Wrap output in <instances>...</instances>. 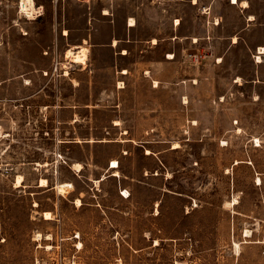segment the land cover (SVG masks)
I'll use <instances>...</instances> for the list:
<instances>
[{"label": "rangeland", "instance_id": "obj_1", "mask_svg": "<svg viewBox=\"0 0 264 264\" xmlns=\"http://www.w3.org/2000/svg\"><path fill=\"white\" fill-rule=\"evenodd\" d=\"M18 1L0 5V264H264V15L247 39L239 9L214 25L229 0H36V19Z\"/></svg>", "mask_w": 264, "mask_h": 264}, {"label": "crops", "instance_id": "obj_2", "mask_svg": "<svg viewBox=\"0 0 264 264\" xmlns=\"http://www.w3.org/2000/svg\"><path fill=\"white\" fill-rule=\"evenodd\" d=\"M196 1V2H195ZM199 1L202 0H191L192 5L196 6L199 4ZM238 1L237 4L233 3L232 0H229L228 3L224 4L225 7L221 10V12H217L216 11V17H215V26H220L222 28H225V23L228 19H230V17L234 14H236V12L239 11L242 13L243 17L240 16V20H244L243 24L245 25V28H242L241 30L243 32H245V36L248 38H250L251 35V31H252V25H254V22L259 21V17L264 15V0H235ZM2 0H0V5H1ZM244 2H247L249 4V6L246 8L243 5ZM223 6V5H222ZM263 6V7H262ZM207 11H210L209 8H207ZM263 12V13H262ZM208 14V12H207ZM211 13H209L210 15ZM264 18V16H263ZM178 20V19H177ZM247 25V28H246ZM242 37H241V33H238L236 31H232L230 34H223L219 35V37H217L216 39V43H222L224 41H231V45L234 46L236 44H239V42L241 41ZM260 47H264V45L260 46ZM217 58H221V55H216ZM125 69H122V71Z\"/></svg>", "mask_w": 264, "mask_h": 264}, {"label": "bare ground", "instance_id": "obj_3", "mask_svg": "<svg viewBox=\"0 0 264 264\" xmlns=\"http://www.w3.org/2000/svg\"><path fill=\"white\" fill-rule=\"evenodd\" d=\"M195 2H196V1H195ZM237 3H238V1H235V4H237ZM242 6H244V7L247 8V7L249 6V4H248L247 2H244ZM24 10L26 11V13H27L28 15L32 16V15L34 14V4H33V3H30L29 6H25V7H24ZM179 24H180V22H179V20H177V21H176V25H179ZM135 25H136L135 21H134L133 19H130V21H129V26H130V27H134ZM153 43L156 44L157 41L154 40ZM117 45H118V41L115 40V41L113 42V46L117 47ZM259 51H260L259 54H264V47H260ZM88 53H89V49H88V48H86V47H80L79 50H77V51L69 50V51L67 52V58H68V59H71L72 62L77 63V64H80V65H82L83 67H85V66H87V56H88ZM124 53H125V52H124ZM169 58L173 59V58H174L173 54H170V55H169ZM258 61H259V62L261 61V56H258ZM67 73H68V72H67ZM123 73H127V71L124 70ZM156 84H158V83L156 82ZM178 147H179V144H178V143H175L174 148H178ZM149 152H150V151H149ZM237 163H239V161H238ZM235 165H236V163H235ZM75 166H76V168L80 169L81 164H77V165H75ZM118 167H119L118 162H117V161H113V164H112L111 168H112V169H117ZM117 171H118V170H117ZM117 171H115V172H117ZM118 174H119V173L117 172L116 175H118ZM104 179H105V178H104ZM258 181L261 182V181H262L261 178H258ZM22 184H23V177L19 176V177H18V180H17V183H16V187H21ZM46 185H47V181H46L45 179H42V181H41V186H46ZM59 187H60V186H59ZM65 187H66V185H63V186H61L60 189L65 188ZM66 188H67V187H66ZM66 190H67V189H66ZM64 193H65V192H64ZM125 194H127V191H125ZM127 195H128V194H127ZM128 196H129V195H128ZM128 196H127V197H128ZM81 203H82L81 200H80V199H77V204L80 205ZM237 203H238V201L235 200V201H234V205L237 204ZM44 216H45V219H51V218H52V213H51V212H44ZM250 235H251V232H250L249 230L246 231V236L249 237ZM41 238H42V236H41V234H39V235H38V240L41 239ZM48 240H49V238H48ZM260 243H264V238H263V240H262ZM80 246H82V243H79V247H80ZM235 246H237L238 249L240 248V244H238V243H236Z\"/></svg>", "mask_w": 264, "mask_h": 264}, {"label": "built area", "instance_id": "obj_4", "mask_svg": "<svg viewBox=\"0 0 264 264\" xmlns=\"http://www.w3.org/2000/svg\"><path fill=\"white\" fill-rule=\"evenodd\" d=\"M233 3H235V0H232ZM30 3L34 4V14L32 16L28 15L26 11L24 10L25 6H29ZM18 10L19 14L24 15L26 18H39L43 15L44 8L43 6H39L36 4V0H19L18 1Z\"/></svg>", "mask_w": 264, "mask_h": 264}]
</instances>
